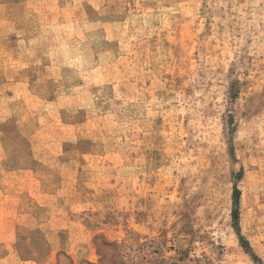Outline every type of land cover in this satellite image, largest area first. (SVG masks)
I'll list each match as a JSON object with an SVG mask.
<instances>
[{"label": "rangeland", "instance_id": "374dc122", "mask_svg": "<svg viewBox=\"0 0 264 264\" xmlns=\"http://www.w3.org/2000/svg\"><path fill=\"white\" fill-rule=\"evenodd\" d=\"M0 264H264V0H0Z\"/></svg>", "mask_w": 264, "mask_h": 264}, {"label": "trees", "instance_id": "16d2710c", "mask_svg": "<svg viewBox=\"0 0 264 264\" xmlns=\"http://www.w3.org/2000/svg\"><path fill=\"white\" fill-rule=\"evenodd\" d=\"M239 195L240 192L235 188V194H234V209H233V217L236 220L237 219V211H238V207H239ZM240 242L242 244V246L245 248L247 253H250L252 255L253 260H255L256 262L260 263V260L257 258V256L255 254L252 253V250L248 244L247 241L244 240L243 237H240Z\"/></svg>", "mask_w": 264, "mask_h": 264}]
</instances>
